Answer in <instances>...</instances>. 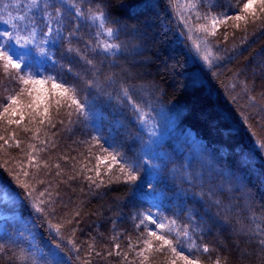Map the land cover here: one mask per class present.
Wrapping results in <instances>:
<instances>
[{
    "label": "trees",
    "instance_id": "trees-1",
    "mask_svg": "<svg viewBox=\"0 0 264 264\" xmlns=\"http://www.w3.org/2000/svg\"><path fill=\"white\" fill-rule=\"evenodd\" d=\"M76 2L85 13L89 8L106 13L108 26L119 29L118 39L112 41L121 45L119 53L110 56L93 50L96 25L64 10L63 35L79 24L71 46L92 59L95 67L66 52L67 40L56 46L50 43L42 76L34 77L45 83L36 85L31 96L27 91L18 96L21 89L33 86L20 82L16 70L5 68L0 60V136L4 137L0 180L21 198L22 215L31 220L28 231L36 238L31 240L28 231L17 233V225L0 234V264H51L53 249L64 264H141L143 257L137 253L145 247L141 237L146 239L147 233L140 220L154 211L158 194L165 223L176 220L178 228L189 226L197 245L209 246V253L193 250L202 264H212L217 257L222 264L224 258L226 264H264V245L259 243L264 238V150L258 146L264 142V14L257 8L255 22L249 17L247 26L240 21L235 28L237 22L229 20L218 26L215 36H206L196 26L208 21L198 20L197 11L201 16L235 15L247 0H196L195 9L187 7L189 0ZM27 5L28 0H0V16L34 14L36 24L45 23L42 13L34 9L29 13ZM49 12L54 14L52 8ZM15 23L24 24L26 30L31 27L27 21ZM3 31L13 30L0 21ZM205 39L213 56H219L209 57L211 67L202 59ZM197 43L201 52L196 51ZM48 76L77 85L78 98L85 104L83 114L56 94ZM89 80L94 82L91 88ZM123 88L143 109L144 122L122 102ZM37 95L39 107L33 111L26 105ZM10 96L18 102L4 113ZM10 119L19 123L10 124ZM100 145L120 154L111 170L110 161L97 159L107 156ZM28 153L40 165L39 171L29 165ZM125 162L134 166L133 182H128L126 171H120ZM21 165L36 177L20 175L21 181L32 185L28 190L10 174V170L19 172ZM28 191L45 201L43 214L32 207ZM68 219L73 223L68 224ZM50 225H61L59 234ZM242 237L247 244L241 243ZM117 243L119 249L114 247ZM188 243L184 240L185 254ZM245 248L252 253L239 257V250ZM145 255L149 259L143 264H171L174 258L167 248ZM176 264L183 261L176 258Z\"/></svg>",
    "mask_w": 264,
    "mask_h": 264
},
{
    "label": "snow or ice",
    "instance_id": "snow-or-ice-1",
    "mask_svg": "<svg viewBox=\"0 0 264 264\" xmlns=\"http://www.w3.org/2000/svg\"><path fill=\"white\" fill-rule=\"evenodd\" d=\"M28 12L32 13L33 9L36 12L42 13L46 31H42L40 33V39L39 42H37V24L35 20V15L33 14L31 17H29L27 14L16 16L12 19H3L2 16H0V21H2L5 24H9L13 31H3L0 32V60L5 61V68L11 67L16 70L19 81L22 82L24 85H32L33 87L31 89H21L20 93H18V96L23 95L25 91H27L28 95L31 96L32 92L35 91V86L45 83V80L42 79H35L34 74L26 72L25 69L22 67L23 57L22 56H16L12 52V44L10 42L14 41L15 44L20 45L21 47H25L29 44H32L36 47L37 51L40 52V54L44 55L45 49L43 45L51 43L53 46H56L59 42L63 40H67L69 42L68 47L66 48V52L68 53H74L76 56H78L81 60H84L88 65H92L95 67L94 62L92 59H87L85 56L81 54V51L79 48H74L71 46V38L74 37L79 30L80 25L76 24L75 28L73 30H69L67 36L63 35L64 29L62 27L63 25V17H64V10H66L70 15L74 11V18H81L91 21L93 24L96 25L97 31H96V41H95V48L93 50L102 52L104 54L115 56L117 53L121 50V45L119 43L112 42L115 39H118L119 36V29H114L113 27L108 26V16L103 10H93L89 8L87 10V13H85L84 10L81 9L79 4L76 2V0H28ZM187 7L189 8H197L198 4L196 0H189V3L187 4ZM49 8H52L54 10L53 12H49ZM259 9L260 13L264 14V0H247V2L243 3L242 7H240V10L235 15H228L226 13H220L219 15H213L210 12L205 13L203 16L197 11L196 16L197 19H202L204 21H208V23H202L198 24L196 27L199 31L204 32L206 36H215L218 30V26L221 24H227L229 20L236 21L233 25L235 28H239L240 21H243L245 26L249 23V17L253 18V22L258 18L257 17V11L256 9ZM15 21H27L29 25H31L28 35L27 36H21L19 33V25L15 23ZM53 21H55L57 27H53ZM106 37L107 39L101 40L100 37ZM224 39L227 40V34L224 35ZM23 41V43H22ZM205 47L202 54V59L208 64L209 67L212 66V60L209 59V57H212L213 59H219V56H213L212 50L208 47V42L205 39L204 41ZM195 48L197 52H201V46L200 44H195ZM68 72H72V68L69 65ZM23 73V74H21ZM77 78L79 77V74H76ZM47 81H51V87L53 90H56V94L61 97H66L68 101L71 103L68 105V107L75 106L74 110L80 114H83L85 112V104L78 98L79 96V90L77 85L75 84H68L66 81H60L57 82V79L53 76L46 77ZM88 87L91 88L94 86V82L89 80ZM245 90H247V86L245 85ZM121 97L122 102L127 103L131 106V108L139 115L142 122H144L143 118V109L140 107V105L133 99V96L129 93L127 88H123L121 90ZM250 99L255 102L256 97L251 96ZM9 106H6L4 108V113H8L10 111L11 105H15L18 102L17 97L10 96L8 97ZM39 101L40 96L37 95L34 97L32 101H30L26 107L29 109H32L33 111L36 110V108L39 107ZM60 101H57V104L59 105ZM13 112H15V109H12ZM48 109L45 107L44 109V115L47 116ZM22 118V117H21ZM11 123H19V121H8ZM43 121H41L42 123ZM27 131V129H25ZM96 139L95 137L93 138ZM0 140H4L3 136H0ZM5 143L7 141L5 140ZM16 147H20V141H16ZM258 146L260 149L264 150V142H258ZM30 148H33L35 150L34 145H29ZM100 150L103 153H106L107 156L97 159L100 160V163H104L105 160L110 161L108 164L109 170H111L112 164L119 163L117 157L120 155L119 153L113 151L109 152L107 148H104L103 145H100ZM28 161L29 165L36 168L37 171H39L40 165L34 163L35 158L28 153ZM48 165L45 164V167ZM57 168H60V165H56ZM134 166L132 164H129L127 162L121 164L120 171L127 172L128 175V182H133L137 179V176L133 174L134 172ZM14 173V174H13ZM10 174L13 175V179L17 181L19 186L21 188H24L25 190H28L32 187L27 181H21L20 175L22 174L25 177H29L32 175V179H36L34 174H30L27 170L24 169V167L21 165L19 168V172H15V170H10ZM57 176H60L61 173L59 171L56 172ZM101 175L99 171V164L96 165V176L99 177ZM70 180L75 179V176H69ZM89 181L92 183H95L93 178L91 176L87 177ZM39 183H43V181H38ZM100 183H103L101 181ZM97 187L100 186V184L96 185ZM34 191V189H33ZM33 191H28V196L32 198V207L38 212L43 214L45 209L44 207H41L42 204L45 203L44 200H40L37 196H33ZM45 191L39 192V197L45 196ZM51 194L49 193V196ZM219 203V202H217ZM80 213L76 211L74 213L75 217H78ZM145 221L150 223L154 226V228H147V225L145 224ZM68 224L73 223V219L67 220ZM140 225H145L147 238L141 237L142 243L144 244V248L141 249L140 252L137 253L138 256L143 257V260L141 264H143L144 261H147L149 257L145 255V252H156V253H163L164 249L167 248L171 251L174 258L171 260V264H176V258L183 261V264H202L201 259L199 256H196L193 253V250L199 251L200 248H202V251L204 253H209L210 248L207 244H203L198 246L196 243V240L192 238L190 232H189V226L185 225L182 228L177 227V221L171 220L168 224H165L161 221H158L153 218V215L148 213L143 216V218L140 220ZM50 227H55L56 232L59 234L61 230V225H56ZM139 227V226H138ZM159 230V231H157ZM171 237V238H170ZM181 237L184 238V240L189 241L187 245V252L189 254H185L184 249V240L181 239ZM113 240H116L117 237H112ZM153 241L159 242L158 246L153 244ZM259 243L261 245H264V238L260 239ZM129 248H132L133 245L131 244V239H129ZM91 248L92 245H89ZM116 249L120 248V245L117 243L114 245ZM57 248H59V245H57ZM179 249V250H178ZM3 250L2 245H0V251ZM77 252H79V249H77ZM97 256H101L100 252H96ZM108 255L111 256L113 253L111 251L108 252ZM116 255H121L119 251L116 252ZM50 257H51V264H64V259L60 255V253L53 249L50 251ZM155 257H153L154 259ZM125 259H127V256L125 254ZM227 258H224V264H226ZM212 264H222V260L220 257H217L215 260L212 261Z\"/></svg>",
    "mask_w": 264,
    "mask_h": 264
},
{
    "label": "rangeland",
    "instance_id": "rangeland-1",
    "mask_svg": "<svg viewBox=\"0 0 264 264\" xmlns=\"http://www.w3.org/2000/svg\"><path fill=\"white\" fill-rule=\"evenodd\" d=\"M136 13L139 12L136 11ZM26 29L27 28H25L24 24L19 25V33L21 36L28 35L29 30ZM42 31H46L45 23H37V42H39L40 33ZM147 34L150 33L147 32ZM10 43L12 44L11 50L14 53V55L22 56L24 58L22 62V67L25 69V71L34 74V77H41L44 70V65L46 63V58L48 56L50 43L43 45L46 53L44 55L40 54V52H38L36 47L32 44H29L25 47H21L20 45L15 44L14 41ZM141 67L143 68L144 71H147L146 64H143ZM163 69H164L163 66L159 67V70H163ZM158 167L159 165L156 163L155 169L153 171V176H156ZM154 197H155L154 211L151 212L150 214L153 215L154 219L165 223V218L162 214V204H161L162 197L159 194ZM20 202H21V198L19 197V195L15 191H13V189L10 188L9 186L3 185L0 180V234L6 231L7 232L11 231V228L16 225L17 226L15 230L19 234L29 230L30 228L29 223L31 220L22 215V210L19 205ZM149 225L150 228H154V226L151 225L150 223ZM28 232L32 237L31 240L36 241L33 232L32 231H28ZM244 242L245 244H247V238L242 237L241 243L243 244ZM220 243L223 244L222 242ZM250 253H252V251L248 250L247 248L240 249L239 257H245L247 255H250Z\"/></svg>",
    "mask_w": 264,
    "mask_h": 264
}]
</instances>
